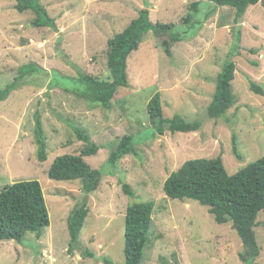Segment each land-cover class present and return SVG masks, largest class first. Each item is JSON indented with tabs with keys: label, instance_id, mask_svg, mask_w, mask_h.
Listing matches in <instances>:
<instances>
[{
	"label": "rangeland",
	"instance_id": "obj_1",
	"mask_svg": "<svg viewBox=\"0 0 264 264\" xmlns=\"http://www.w3.org/2000/svg\"><path fill=\"white\" fill-rule=\"evenodd\" d=\"M39 2L54 20V28L34 25L33 12L19 13L14 0H0V88L14 81L22 67L39 70L17 82L0 102V189L37 180L49 226L39 237L27 233L20 243L0 241V264H124L126 208L148 201L154 207L141 264H242L238 255L244 248L231 223H216L208 208L196 201L167 198L163 183L189 160L221 156L227 174L233 175L264 156L261 4L250 6L235 23L232 9L214 7L207 0ZM195 2L199 11L185 23ZM142 9L148 10L153 24H172L169 34L157 37L148 32L130 53L128 86L118 88L109 109L78 97L79 74L107 77L108 41ZM230 54L236 68L231 85L236 102L225 116L211 120L207 108ZM248 78L261 86L263 95L250 91ZM156 93L165 118L176 114L186 122H200V130L153 136L146 105ZM36 112L46 142L44 162L37 160ZM76 128L99 146L96 155L83 158L101 172L92 194L83 193L79 180L57 182L48 177L56 157L79 155L84 143L78 140ZM124 136L132 138L135 153L112 168L110 153ZM233 138L239 158L233 152ZM122 184L130 186L134 198L123 194ZM84 204L88 215L79 241L69 251L66 221L72 209ZM254 232L260 247L254 264H264L261 212Z\"/></svg>",
	"mask_w": 264,
	"mask_h": 264
},
{
	"label": "trees",
	"instance_id": "obj_2",
	"mask_svg": "<svg viewBox=\"0 0 264 264\" xmlns=\"http://www.w3.org/2000/svg\"><path fill=\"white\" fill-rule=\"evenodd\" d=\"M14 1L17 12L31 11L36 15L34 25L54 28V20L49 17L39 0ZM207 1L217 8L232 9L235 23L240 22L250 6L261 4L264 10V0ZM198 7L199 2L190 6V13L185 23L199 11ZM172 28V24H153L149 19L148 10H140L137 17L121 33L114 35L108 41L107 77L99 79L87 74H79L78 81L82 88L76 90L75 94L81 99L88 100L89 103L109 109L118 88L128 86L126 59L130 53L138 49L148 32L159 37ZM238 34L237 32L235 35L237 40H239ZM170 38L175 40V36ZM163 45L167 46V43L163 42ZM166 53L170 54L167 48ZM231 56L232 54L228 55L216 78L214 98L206 112L211 120L225 116L227 110L236 102L231 90L236 71ZM34 73H39V70L30 66L20 68L14 81L0 88V102L15 89L17 82ZM248 84L251 92L263 95L261 86L249 78ZM146 110L153 136H162L166 132L170 134L196 132L201 128L200 122H186L176 114L172 118H165L159 93L148 101ZM75 133L78 140L84 143L79 155L65 154L56 157L49 167L48 177L57 182L79 180L83 193L92 194L101 181V172L92 169L83 158L96 155L99 146L91 142L90 137L82 129L76 128ZM34 138L37 160L44 162L47 159L46 142L38 112L34 114ZM232 144L233 152L239 158L234 138ZM134 153L132 138L124 136L115 150L110 153L108 165L114 168L119 159ZM121 190L129 199L134 198L133 190L129 185L122 184ZM163 192L169 199L193 200L207 207L218 224L231 223L244 248V251L238 255L240 261L242 264H254V260L260 255L254 228L257 215L260 212L264 214V156L233 175L227 174L221 156L186 161L165 179ZM153 207L152 201L133 202L127 206L124 216V264H141L143 251L148 242ZM88 211L84 204L72 209L67 218L69 251L79 241ZM48 226L49 216L44 194L37 180L15 182L0 189V241L14 240L20 243L27 233H35L39 237ZM86 254L92 257L91 253L86 252Z\"/></svg>",
	"mask_w": 264,
	"mask_h": 264
}]
</instances>
